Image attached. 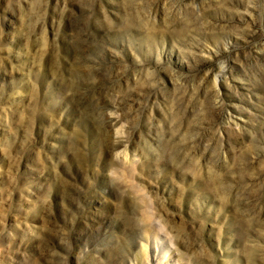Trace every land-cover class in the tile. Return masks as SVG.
Masks as SVG:
<instances>
[{
    "label": "rangeland",
    "instance_id": "obj_1",
    "mask_svg": "<svg viewBox=\"0 0 264 264\" xmlns=\"http://www.w3.org/2000/svg\"><path fill=\"white\" fill-rule=\"evenodd\" d=\"M0 264H264V0H0Z\"/></svg>",
    "mask_w": 264,
    "mask_h": 264
}]
</instances>
